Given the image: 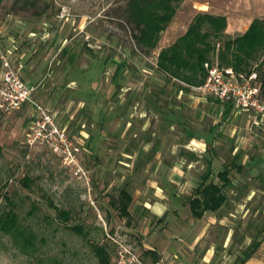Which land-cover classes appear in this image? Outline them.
<instances>
[{"label":"rangeland","instance_id":"obj_1","mask_svg":"<svg viewBox=\"0 0 264 264\" xmlns=\"http://www.w3.org/2000/svg\"><path fill=\"white\" fill-rule=\"evenodd\" d=\"M126 5L127 0H0V81L7 70L4 64L21 80L32 77V100L51 118L70 146L77 148L68 163L49 145H29L26 139L33 132L32 121L39 115L32 105L10 114L0 113V192L10 196L21 221L36 232V254L43 258V264L50 257L59 264H98L93 244L105 245L112 263L125 247L146 264H162L142 249L135 234L134 229L144 222L143 215L138 223L129 222L113 200L120 189L141 185L143 178L151 174V163L133 162L142 153L140 146L144 142H149L144 156L151 154V146L165 155L163 146L171 139L169 135L183 133L176 122L172 133L162 130L164 122L167 127L172 120V114L160 111L154 118L149 109H175L180 120L190 113L196 124L191 128L197 131V109L208 111L203 121L207 125L214 117L209 105H195L186 91L180 95L179 84L156 71V56L162 44L150 53L138 49L126 20ZM193 7L196 13L225 17V33H230L226 35L231 38L243 34L254 19L264 20V0H199L197 4L182 0L170 27L183 30L194 15ZM183 17H187L185 23ZM177 34L168 37L167 43ZM210 63L219 66L215 58ZM258 66L264 73V53L252 69L258 70ZM37 94H41L40 99ZM211 101L212 109H216V102ZM138 116L145 119L144 132ZM125 121L132 124L129 131L123 129ZM240 133L241 138L250 139L246 148L249 154H264L263 131ZM156 136L159 137L154 139ZM125 153L134 160L127 162ZM25 176L31 179L29 186L23 185ZM242 176L251 180L252 173ZM257 194L256 203L263 205L264 195ZM0 206L10 207L3 197ZM53 206L68 210L69 218L58 217ZM32 207L34 213L27 215ZM190 218L187 210L182 212L181 219ZM231 220L228 224L238 223ZM133 224L134 231L130 228ZM239 224L231 228L233 241L227 250L220 242L214 244L215 264L233 262L236 253L230 252L235 242L240 240L241 232L249 233L244 222ZM72 225L79 226L81 233L67 228ZM214 232L216 228L209 229L206 242L214 239ZM35 263L31 256L20 253L8 237L0 235V264Z\"/></svg>","mask_w":264,"mask_h":264},{"label":"crops","instance_id":"obj_2","mask_svg":"<svg viewBox=\"0 0 264 264\" xmlns=\"http://www.w3.org/2000/svg\"><path fill=\"white\" fill-rule=\"evenodd\" d=\"M192 2L197 4L199 0H192ZM194 8L190 10L194 12V15L183 30L170 27L172 19L161 33L158 42L162 44L160 50L170 47L186 32L194 17L200 14L196 13ZM186 18L183 17V23ZM177 32L179 34L175 39L167 43V38ZM23 81L28 84L35 83L32 77L25 78ZM191 88L188 87L186 96L199 107L209 105V112L214 114L211 118L212 122L208 125L207 121L204 123L203 121L208 117V111L197 109L200 120L197 126L200 130H192L191 126L196 124L192 123L190 113L187 114L186 119L180 120L175 116V109H149V111L153 110L151 111L153 117L160 115V111L172 114V120H168L167 127L164 126L163 121L162 130L172 133L176 122L179 123L183 133L173 132L174 134L169 135L171 139L169 138L163 146L167 151L165 155H162L158 147L151 146V154L144 156L148 151L145 144L149 142H144L145 144L140 146L143 148L142 153L138 154L135 160L131 154L128 156L129 153H125L127 162L134 160V163H151L152 169L151 174L143 178L141 185L132 189L125 188L132 197L128 208L129 217L125 218L136 224L143 215L144 222L141 223L143 226L140 225L134 229L135 234L141 242L142 249L153 251L157 255V262L162 264H215L214 244L220 242L222 248L227 250L228 243L233 241L231 228L238 227L239 223L244 222L243 226L249 230V233L241 232L240 240L235 242L237 250L235 247L230 252L232 255L236 253L231 264H264V204L256 203L257 193L264 195V154H249L246 148L250 146V139L245 136L241 138L240 135L242 130L254 129V131L264 132V125H253L249 113H238L233 107L223 103H216V109H212L211 100L213 99L201 97ZM179 93L182 95L181 91ZM37 97L40 99L41 94H37ZM23 107L29 109V105ZM187 110L192 111V109ZM142 117L138 116V119L141 120L140 130L144 132L146 124ZM131 125L126 122L123 129L129 131ZM251 132L257 135L256 132ZM224 168H227L230 180V184L223 189L226 201L216 211H205L200 218H195L187 200L204 177L213 182H219L217 173ZM250 172L251 180H244L242 174H250ZM256 182H260L261 185L256 186ZM185 210L192 218L181 219V214ZM238 213L240 215L236 220ZM228 220L238 223L230 225ZM135 224L131 225V230ZM212 227L216 228L217 232H214V239L208 243L205 237ZM250 228H253L251 234ZM254 241H259L258 247L251 254L244 255ZM239 248L242 250L240 251Z\"/></svg>","mask_w":264,"mask_h":264},{"label":"trees","instance_id":"obj_3","mask_svg":"<svg viewBox=\"0 0 264 264\" xmlns=\"http://www.w3.org/2000/svg\"><path fill=\"white\" fill-rule=\"evenodd\" d=\"M181 2L182 0H127L126 20L132 27L133 39L138 49L145 53L157 49L161 33L172 21ZM226 28L227 20L223 16L207 13L196 15L186 32L174 44L158 52L156 71L179 84V91H188V87H199L203 83L206 77L204 64H211L215 58L219 66L232 68L235 72L255 71L264 89V73H260L259 66L258 70L252 69L253 64L264 53V20L254 19L243 34L234 38L225 34ZM119 69L120 65L115 70L114 79ZM213 101L220 103L215 99ZM226 105L232 107L230 104ZM228 174L227 168L219 171L217 173L219 182L204 177L193 190L187 201L195 218H200L205 211H216L226 201L223 189L230 184ZM22 180L24 186H29L31 182L29 176ZM1 197L10 207L0 206V235L8 237L20 253L35 259V264H43V258L36 254L38 251L36 232L21 221L10 196L0 192ZM131 202V194L125 188L120 189L118 196L113 200L114 206L123 217H129L128 208ZM53 207L58 217L63 220L69 218L68 210ZM34 209L35 207H32L27 215H32ZM67 228L81 233L77 225ZM258 245L259 241H254L244 255L251 254ZM92 250L98 264H115L111 262V255L105 245L93 244ZM145 252L151 254L154 261L157 260V255L153 251ZM47 264L59 263L55 257H50Z\"/></svg>","mask_w":264,"mask_h":264},{"label":"built area","instance_id":"obj_4","mask_svg":"<svg viewBox=\"0 0 264 264\" xmlns=\"http://www.w3.org/2000/svg\"><path fill=\"white\" fill-rule=\"evenodd\" d=\"M7 69L0 81V113L10 114L24 105H32L39 110L34 118L33 132L26 139L29 145L42 143L71 163L72 153L77 148L62 132L53 125L51 118L32 100L34 88ZM206 77L199 87L191 90L201 97H210L220 103L230 104L238 113H249L252 124L264 125V89L255 71L250 73L235 72L232 68L204 64ZM115 264H146L130 249L121 248L115 257Z\"/></svg>","mask_w":264,"mask_h":264}]
</instances>
